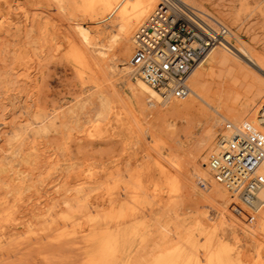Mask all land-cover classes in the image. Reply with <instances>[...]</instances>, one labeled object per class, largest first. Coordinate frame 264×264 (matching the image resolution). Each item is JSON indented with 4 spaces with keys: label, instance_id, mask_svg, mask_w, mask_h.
<instances>
[{
    "label": "rangeland",
    "instance_id": "obj_1",
    "mask_svg": "<svg viewBox=\"0 0 264 264\" xmlns=\"http://www.w3.org/2000/svg\"><path fill=\"white\" fill-rule=\"evenodd\" d=\"M199 1L264 61V0ZM0 4L5 14L0 25V264H101L94 263L98 260L115 264L118 258L117 264H153L178 248H184L180 264H207L204 249L208 255L221 250L229 254L231 257L222 264H264V226L251 225L246 219L247 209L239 211L232 199L230 203L234 202L237 210L232 207L234 212H230L229 201L211 195V190L193 175L194 158L205 136L208 117L217 116L214 110L192 101H167L154 107L147 101L148 110L167 112L175 105L185 110L166 119L142 114L126 97L127 86L117 73L123 64L129 65L134 48L125 57L124 42L118 41L105 56L100 52L115 33L112 20L98 23L100 18H91L82 8L68 3L62 8L56 0H0ZM78 23L90 31L86 36L98 50L87 48L97 69L93 76L87 70L79 71L69 57L68 39L77 37V44H82ZM228 38L238 45L233 37ZM228 47L250 65L232 46ZM252 65L248 68L250 78L244 82L224 77L219 71L214 73L208 80L214 104L236 105L243 101L248 83L264 85V73ZM261 98L252 105L257 106ZM116 114L122 119L116 121ZM225 123L217 126L213 146L225 133ZM213 152L210 149L207 153L209 172ZM118 168L126 172L121 183L115 179ZM130 172L136 176L128 181ZM167 173L171 178L165 179ZM107 187L113 200L116 196L124 200V191L130 189V195L136 192L144 200L140 208L143 212L137 210L136 231L124 226L121 232L126 235H116L120 226L111 203H90L98 190L102 194ZM128 206L134 204L128 202ZM65 214L71 216L68 224L58 221Z\"/></svg>",
    "mask_w": 264,
    "mask_h": 264
},
{
    "label": "bare ground",
    "instance_id": "obj_2",
    "mask_svg": "<svg viewBox=\"0 0 264 264\" xmlns=\"http://www.w3.org/2000/svg\"><path fill=\"white\" fill-rule=\"evenodd\" d=\"M4 1V0H2ZM60 6L63 8V5L68 3L71 4L72 7L76 8H82L83 11L86 13V15L91 16V18L94 19H99L97 22L101 23L107 20H112V27L115 28V33L112 34L109 37V42L108 45L104 46V48H100L102 51V54H104L103 56H105L107 54L108 51H110L113 46L118 42H124L123 44V55L125 57H127L130 53V48L135 46V42H134V37H135V33L136 31L143 26L146 21L149 19V17L151 16V14L153 13V11L157 8L158 4H159V0H56ZM184 2L189 5L195 16L198 17L199 19L205 21L206 23H208L209 25L216 27L218 24H222L220 22V19L214 15L211 11H209L206 7H204V5L201 3V1L199 0H184ZM5 3V2H4ZM80 4V5H79ZM208 4V3H207ZM79 5V6H78ZM61 8V9H62ZM24 9V7H23ZM22 9V10H23ZM3 7L0 4V25L2 23H4L5 21V17H4V13H2ZM82 12V11H81ZM16 13V12H15ZM19 13V12H18ZM46 14V13H45ZM17 16V15H16ZM23 16V15H22ZM9 17V16H8ZM18 17V16H17ZM7 18V16H6ZM9 19V18H7ZM4 20V21H3ZM11 20V19H9ZM16 21V20H15ZM11 23H13L11 21ZM7 24V23H6ZM79 24V23H78ZM10 25V24H9ZM8 26V25H7ZM77 27V26H76ZM79 28L76 29L78 30L77 32L80 34V36L82 37V44H80V42L78 41L79 44H77V37L76 38H69L68 39V48H69V60H71V62H74V66L76 65L77 68L79 69V71L82 72L87 70L92 76L96 75L97 73V69L95 67V63L91 60L90 61V56L88 54L87 48H93L94 51H98L95 49V46H91V41H90V37L86 36L90 31L88 29H84L82 28V26H78ZM88 27V26H87ZM106 29V28H105ZM98 30V29H97ZM96 30V31H97ZM100 30V29H99ZM106 31V30H105ZM230 31V30H229ZM101 32V31H100ZM233 37V39H235L238 42L237 44H234L233 42L229 41V45L232 46L240 55L241 57L245 58V60H247L250 65H252L253 67H257V70L259 69L260 71H262L264 73V61H262L261 59L257 58L258 54H255L252 47L237 33H234L233 31L230 32V38ZM65 38V37H64ZM91 50V49H90ZM67 51V52H68ZM92 51V50H91ZM19 53V52H18ZM232 50L226 46V47H215L213 49H211L209 51V53L207 54L206 58L203 60V62L195 69V71L192 73V75L190 76L189 80H188V84L189 87L191 89V94L188 95L185 98H171V97H164L163 95H161L159 92H157L156 90H154L153 88H151L145 81H143L141 78L135 76L134 74V68L131 62V58L129 61V65H125L123 64V68L121 70H119L117 73L118 75H120V77L122 78V82L126 84L127 89H128V93L126 94V97L128 98V100L132 103V105L134 106V108H136L137 110H139V112H141L142 114L145 115H150L153 118L156 119H166L168 117V115L171 114H181L184 110V108H181L179 105H175L173 106L172 109L168 110L167 112H160L157 110H148L146 108V102L148 101L151 107L157 106V105H164L167 101H175V102H180V103H185L187 101H192L193 104L196 105H205L207 107H209L210 109L214 110L217 114V116H211L209 115L208 117V122H207V127H206V132H205V136L204 138L201 140V143L199 145V149L197 151V154L194 158V172L193 175L196 177V179L198 181H200V183L203 184L204 187H207L205 189H210L211 191V195L215 196V197H220L222 199H224L225 201H229V205H230V212H234V210L232 209L234 205V202H231L230 196H229V192L227 191V189L224 187V185L222 183H220L215 177H214V173L210 168L209 162H208V166L210 169V172L213 173V176L210 174L209 170L207 169V162H206V158H207V153L208 150L212 149L214 152L210 155L209 158H211V156L219 153L224 146V137L229 135L228 130L226 129V124L227 123H232L235 125H240L244 122H248L255 130L259 131L260 133L264 134V85L263 84H257V83H248L245 92L243 94V101L236 104V105H229V106H219L214 104L213 100L210 97V92H211V88L208 84V80L212 79L214 76V73L216 71H219L221 73L222 76L224 77H230L236 80H239V78L244 82V81H248V79L250 78L249 75V69H252L251 66L249 64H246L245 62H243L240 58H238L237 56H234L232 54ZM67 56V54H66ZM102 56V55H99ZM100 58V57H99ZM114 58V57H113ZM101 59V58H100ZM102 61V59H101ZM104 61V60H103ZM121 62H123L124 60H120ZM72 62V63H73ZM101 64V63H100ZM109 65V64H108ZM97 66V65H96ZM107 66V65H106ZM76 68V67H75ZM108 68V66H107ZM99 70V69H98ZM105 70V69H104ZM86 73V72H85ZM82 76V75H81ZM130 76L133 77V80H130ZM94 81V80H93ZM96 81V80H95ZM95 83V82H94ZM105 83V82H104ZM97 85L96 87H98L97 82L94 84ZM115 86V85H114ZM262 97L260 102L258 104H256L257 106L252 105L255 102V99L257 97ZM123 97V96H122ZM174 99V100H171ZM221 103V102H220ZM111 108V106H110ZM114 111V110H113ZM135 112V111H134ZM122 113V112H121ZM123 114V113H122ZM113 115V114H112ZM117 115V114H116ZM134 116V115H133ZM116 121H119L120 118L119 115L115 116ZM113 120V119H112ZM222 121H226L225 123V133L222 134L219 138V140L215 143V146H213L214 141H215V137H216V128L217 126H219L221 124ZM115 122V121H114ZM120 125L122 124L121 122H119ZM118 124V123H117ZM99 127V126H98ZM224 132V131H223ZM138 133H136L135 135L137 136ZM152 135V134H151ZM129 136V135H128ZM131 136V135H130ZM134 136V135H133ZM139 136V135H138ZM150 136V135H149ZM120 138V137H119ZM126 138V137H125ZM123 139V138H122ZM138 139V137H137ZM134 140V139H133ZM141 140V139H140ZM153 140V139H152ZM124 141V140H123ZM129 141V140H128ZM127 141V142H128ZM154 141V140H153ZM131 142V141H130ZM136 142V140H135ZM130 144V143H129ZM136 145V144H135ZM138 145V144H137ZM213 146V148H212ZM135 151V150H134ZM124 154V153H123ZM126 154V153H125ZM136 154V153H135ZM136 156H134L135 158ZM128 159V158H127ZM130 159V158H129ZM136 159V158H135ZM134 159V160H135ZM117 161V160H116ZM119 161V159H118ZM139 161V160H138ZM115 163V161H114ZM178 163V162H177ZM175 164V162H174ZM192 164V163H191ZM123 165V164H122ZM166 165V164H164ZM133 166V165H132ZM157 166V165H156ZM159 166V164H158ZM157 166V167H158ZM134 167V166H133ZM132 167V168H133ZM139 167V166H138ZM163 167V166H162ZM161 167V168H162ZM178 167V166H177ZM88 168V167H87ZM82 169V168H81ZM92 169V168H90ZM136 169V168H135ZM159 169V168H158ZM164 169V167L162 168ZM96 170V169H94ZM160 170V169H159ZM81 172V170H79ZM78 171V172H79ZM84 171V170H83ZM88 173H91L89 170H85ZM98 171V170H97ZM167 171V170H166ZM183 171V170H182ZM79 174H82L80 173ZM112 172V171H111ZM116 172V171H115ZM125 171L123 170H119L116 172V182L117 183H121L122 180L124 179V174ZM132 172V171H131ZM131 175H126L129 178H134L136 175L135 173H131ZM134 172V171H133ZM146 172V171H145ZM170 172V174H172L171 171H167ZM113 173V172H112ZM162 173V172H159ZM166 173V172H165ZM176 173V172H175ZM111 174V173H110ZM109 174V175H110ZM126 174V172H125ZM148 174V173H147ZM169 173L166 174L165 179H169L167 178L170 177ZM257 174L260 176V178L263 180L264 182V160L262 162V164L260 165V167L257 170ZM74 175V174H71ZM85 175V174H83ZM89 175V174H88ZM139 175V174H138ZM163 175V174H162ZM75 176V175H74ZM73 177V176H72ZM81 177H83L81 175ZM89 177V176H88ZM176 177V176H175ZM171 178V177H170ZM71 179V176H70ZM69 179V180H70ZM84 179V178H83ZM89 179V178H88ZM149 179L151 180L152 177ZM179 179V178H178ZM68 180V183H69ZM79 180V179H78ZM128 180V179H127ZM136 180V179H135ZM176 180V179H175ZM180 180V179H179ZM178 180V181H179ZM196 180V181H197ZM77 181V180H75ZM114 182V180H112ZM126 181V180H125ZM124 181V182H125ZM129 181V180H128ZM126 181V182H128ZM169 180H166V182ZM172 181V180H171ZM174 181V179H173ZM73 182V181H72ZM109 182V181H108ZM123 182V183H124ZM125 182V183H126ZM132 182V181H131ZM130 182V184H131ZM149 182V181H148ZM177 184L178 182L175 181ZM174 182V184H175ZM75 183V182H74ZM124 183V184H125ZM136 185H138V182H135ZM134 183V184H135ZM169 183V182H167ZM107 184V182L105 183ZM170 184V183H169ZM181 184V183H180ZM103 185V184H102ZM111 185V184H110ZM109 184H107V186L110 187ZM117 185V184H116ZM136 185H130L131 188L132 186H134L136 188ZM146 185V184H145ZM143 186V187H147V186ZM159 185V184H158ZM176 185V184H175ZM139 186V185H138ZM151 186V185H150ZM170 186V185H169ZM172 186V185H171ZM104 187V185H103ZM105 189L103 191L102 194H99V190L97 193H95V195L93 196V198L90 201V203L92 202V205L95 203H104L105 205H107L108 203H111V212L114 216V219L116 220V223L119 224L120 227H118V230L116 232V235H126V234H122L121 230L122 227L123 228H129L130 230H135L136 231V226H137V222L139 215H138V209L140 210V208L143 207L144 204V200L140 198L138 193H133L132 191V195H130L131 193V189L128 191H124V200H120L118 199V196H116V199H111L109 194L110 191L108 190V188ZM127 187V189H129V184L128 186H126L125 184V188ZM129 187V188H128ZM133 187V188H134ZM179 187V186H178ZM176 187V188H178ZM192 187V186H191ZM106 188V187H104ZM112 188V186H111ZM140 189V187H138ZM156 188V187H155ZM161 188V187H160ZM103 189V188H102ZM110 189V188H109ZM159 188H156V190H158ZM175 189V188H174ZM180 189V188H179ZM87 190V189H86ZM109 191V193L107 191ZM111 190V189H110ZM132 190H137L138 189H132ZM144 190V189H141ZM146 190V189H145ZM113 191V190H112ZM120 191V190H119ZM101 193V191H100ZM121 193V191H120ZM148 193V191H147ZM154 193V191H153ZM160 193H162V191H160ZM199 193V192H198ZM149 194V193H148ZM111 195V194H110ZM119 195V193H118ZM147 195V194H146ZM163 195V194H162ZM112 196V195H111ZM144 196V195H142ZM148 196V195H147ZM85 197V196H84ZM87 197V196H86ZM85 197V198H86ZM205 197V196H204ZM146 198V197H145ZM79 199V198H78ZM84 199V198H83ZM156 199V198H155ZM86 200V199H85ZM146 201V199H145ZM154 201V200H153ZM208 201V200H207ZM224 201V202H225ZM232 201H235V204H237L235 207L237 209H239V211H242L244 209H246V206H244L241 202H236L235 199H232ZM73 202V201H72ZM128 202H130L131 206L132 203L134 204V207H127ZM132 202V203H131ZM147 202V201H146ZM151 202V201H150ZM262 202H264V185L255 193V205L257 206L254 209V212H252L250 210L251 216H252V220L251 221V225H257L260 228H262L264 226V210L260 213V211L264 208V205H261ZM85 203V202H84ZM143 203V204H142ZM160 203V202H159ZM157 203V204H159ZM139 204H142L141 207H139ZM161 204V203H160ZM228 204V203H227ZM70 205V204H69ZM72 205V203H71ZM103 205V204H102ZM124 205L125 208H124ZM148 205V202L147 204ZM150 205V203H149ZM11 206V205H10ZM9 206V207H10ZM99 206V204H98ZM226 206V205H225ZM108 207V206H107ZM11 208V207H10ZM147 208V206H146ZM145 208V209H146ZM150 208V207H149ZM229 208V207H228ZM234 208V207H233ZM8 209V208H7ZM106 209V208H105ZM109 209V207L107 208ZM148 209V208H147ZM235 209V208H234ZM235 209V210H237ZM6 210V209H5ZM4 210V211H5ZM142 210V211H141ZM141 213L143 212L144 209H141ZM150 210V209H149ZM8 211V210H6ZM82 211V210H81ZM139 211V212H140ZM105 212V211H104ZM148 212V211H147ZM146 212V213H147ZM244 212V211H243ZM145 213V211H144ZM221 213V212H220ZM240 213V212H239ZM247 213V212H246ZM6 214V213H5ZM207 214V213H206ZM225 215V214H224ZM5 216V215H4ZM9 216V215H8ZM145 216V215H144ZM98 217V216H97ZM107 217V216H105ZM112 217V216H111ZM110 217V219H112ZM156 217V215H155ZM225 217V216H224ZM240 221H243V216H238ZM70 218L71 216L68 214H65L63 216H61L60 218L58 217V221L64 222V224H68L70 222ZM256 218V221H254ZM7 219H9L7 217ZM82 219V218H81ZM103 219V218H102ZM106 219V218H105ZM109 219V220H110ZM225 219V218H224ZM100 220V219H99ZM151 220V219H150ZM75 221V220H74ZM77 221V220H76ZM101 221V220H100ZM105 222V220H103ZM113 221V220H112ZM254 221V222H253ZM52 222V220L50 221V223ZM81 222V221H79ZM77 222V223H79ZM110 222V221H109ZM115 222V221H114ZM113 222V223H114ZM60 223V222H59ZM141 223V222H140ZM143 223V222H142ZM148 223V222H147ZM154 223V222H153ZM75 224V222H74ZM149 224V223H148ZM216 224V223H215ZM50 225L53 226V223H51ZM72 225V224H70ZM113 225V224H112ZM144 226L145 224H141V226ZM249 225V226H251ZM55 226V225H54ZM125 226V227H124ZM67 227V226H66ZM65 227V228H66ZM71 227V226H70ZM76 227V226H75ZM138 227V226H137ZM148 227V226H147ZM52 228V227H50ZM55 230V227H53ZM58 228V226H57ZM79 228V226L77 227V229ZM85 230H88V227L85 226L84 227ZM100 228V227H99ZM98 228V229H99ZM116 228V227H115ZM176 228V227H175ZM67 229V228H66ZM74 229V228H73ZM95 229V230H98ZM141 229V228H140ZM152 229V227H151ZM150 229V230H151ZM63 230V229H62ZM61 230V232H62ZM70 230V229H69ZM75 230V229H74ZM84 230V231H85ZM100 230V229H99ZM142 230V229H141ZM140 230V231H141ZM236 230V229H235ZM52 231V230H51ZM50 231V232H51ZM147 231V230H146ZM149 231V230H148ZM75 232V231H74ZM107 232V231H106ZM120 232V233H119ZM139 233V231H137ZM192 232V231H191ZM195 232V231H194ZM79 233V232H78ZM92 233H94L92 231ZM112 233V232H111ZM150 233V232H149ZM55 234V233H54ZM76 234V233H75ZM109 234V233H108ZM130 234V233H129ZM134 234V233H133ZM137 234V233H136ZM140 234V233H139ZM151 234V233H150ZM93 235V234H92ZM95 235V234H94ZM189 235V234H188ZM192 235V234H191ZM211 235V234H210ZM215 235V234H213ZM86 236V235H85ZM88 236V235H87ZM86 236V238H87ZM107 236V235H106ZM147 236V234H146ZM186 236V235H185ZM197 236V235H195ZM201 236H203V234L201 233ZM237 236V234H236ZM124 237V236H123ZM131 237V236H130ZM134 237V236H133ZM132 237V238H133ZM140 237V236H139ZM189 237V236H188ZM200 237V236H198ZM205 237V236H204ZM95 238V237H93ZM125 238V237H124ZM131 238V240H132ZM202 238V237H200ZM215 238V237H214ZM218 238V237H217ZM238 238V237H237ZM89 236H88V240H89ZM96 239V238H95ZM101 239V238H100ZM116 239V237H115ZM134 239V238H133ZM138 239V238H137ZM177 239V238H176ZM195 239V238H194ZM198 238H196L197 240ZM206 239H208L206 237ZM91 240V239H90ZM102 240V239H101ZM107 240V239H105ZM114 240V239H113ZM136 240V239H135ZM175 240V239H174ZM187 241L189 240L186 239ZM204 240V239H203ZM218 240V239H217ZM179 241V240H178ZM206 241V240H205ZM219 241V240H218ZM221 241V239H220ZM106 245H108L107 247L112 248V246H109L110 244H108V241ZM113 242V241H112ZM142 242V241H141ZM194 242V241H192ZM86 243V242H85ZM114 243V242H113ZM112 243V244H113ZM130 243V242H129ZM134 243V240H133ZM140 243V242H139ZM189 243V242H187ZM186 243V244H187ZM197 243V241L195 242ZM199 243V242H198ZM209 243V241H208ZM214 243V242H213ZM217 243V242H216ZM100 244V243H98ZM115 244V243H114ZM132 243H130L131 245ZM135 244V243H134ZM192 244V243H191ZM120 245V244H119ZM127 244H125L126 246ZM185 245V244H184ZM188 245V244H187ZM210 245V244H208ZM124 246V247H125ZM178 246V245H177ZM193 246V245H192ZM195 246V245H194ZM197 248L198 244L196 245ZM217 246V245H216ZM99 247V246H98ZM97 247V248H98ZM105 247V246H104ZM128 247V246H127ZM119 249V247H117ZM116 248V249H117ZM130 248V247H129ZM196 248V247H195ZM196 248V249H197ZM108 249V248H106ZM193 249V248H192ZM195 249V250H196ZM105 249L103 248L102 251ZM111 250V249H110ZM109 250V251H110ZM124 250V249H123ZM194 250V249H193ZM201 250V249H200ZM205 250V255L207 256V264H222L223 261H228L229 254H227L224 251H220L219 253L215 254V255H208V251L207 249ZM202 250V251H204ZM211 250V248H210ZM101 251V250H100ZM101 251V252H102ZM107 251V250H106ZM108 251V252H109ZM163 251H166V249H163ZM169 251V250H167ZM97 252V251H96ZM99 252V254L101 253ZM113 252V251H112ZM197 252V251H196ZM212 252V251H211ZM164 253V252H163ZM102 254V253H101ZM100 254V255H101ZM114 254H115V250H114ZM111 254V255H114ZM117 254V253H116ZM123 254V253H122ZM118 255V254H117ZM125 255V254H124ZM200 255V254H199ZM232 255V254H231ZM93 257L95 255H92ZM102 256V255H101ZM99 256V257H101ZM107 256V253H106ZM110 256V255H109ZM104 257V256H103ZM112 257V256H111ZM116 257V256H115ZM119 257V255H118ZM121 257V256H120ZM184 257V248H178L176 250H174L173 252L167 254L162 260L156 261L154 262L155 264H180L181 259ZM193 257V255H192ZM117 258V257H116ZM153 258V257H152ZM159 258V257H158ZM191 258V257H190ZM189 258V259H190ZM93 259V258H92ZM96 259V258H95ZM98 259V258H97ZM96 259V260H97ZM100 259V258H99ZM103 259V258H102ZM106 259V258H104ZM114 259V258H113ZM231 260L233 258H230ZM115 260V259H114ZM113 260V261H114ZM191 260V259H190ZM202 260V259H201ZM94 261V260H93ZM98 260L94 263L100 262L101 264H107V262H104L105 260ZM119 261V258H118ZM118 261L116 260V262L118 263ZM126 261V260H125ZM128 261V260H127ZM189 261V260H188ZM90 262V261H89ZM110 262V261H109ZM108 262V264H109ZM152 262V261H151ZM183 262V261H182ZM203 262V261H202ZM230 262V261H229ZM236 263V261H234ZM260 262V261H259ZM91 263V262H90ZM113 263V262H111ZM115 263V264H117ZM153 263V264H154ZM186 263V262H185ZM225 263V262H224ZM187 264H193L192 261L187 262ZM201 264V263H200ZM228 264V263H227Z\"/></svg>",
    "mask_w": 264,
    "mask_h": 264
},
{
    "label": "built area",
    "instance_id": "obj_3",
    "mask_svg": "<svg viewBox=\"0 0 264 264\" xmlns=\"http://www.w3.org/2000/svg\"><path fill=\"white\" fill-rule=\"evenodd\" d=\"M228 37L225 25L213 27L199 19L184 0H159L135 33L134 74L164 97L185 98L191 94L192 73L211 49L228 46ZM226 129L229 135L223 139V149L211 156L209 165L231 198L246 206L250 222L249 211L257 207L255 193L264 185L257 174L264 160V134L248 122L227 123Z\"/></svg>",
    "mask_w": 264,
    "mask_h": 264
}]
</instances>
